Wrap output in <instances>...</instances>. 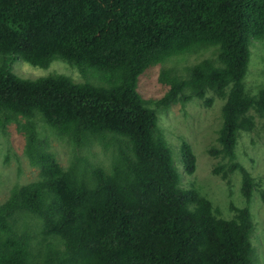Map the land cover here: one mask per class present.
<instances>
[{"label": "trees", "instance_id": "1", "mask_svg": "<svg viewBox=\"0 0 264 264\" xmlns=\"http://www.w3.org/2000/svg\"><path fill=\"white\" fill-rule=\"evenodd\" d=\"M261 39L264 0H0V129L10 115L27 120L25 155L40 177L0 204V264H252L255 184L235 148L240 133L254 129L249 113L264 118V86L251 95L244 84L250 44ZM206 47L216 49L214 60L202 59L185 77L161 70L165 93L153 106L144 102L137 82L150 66ZM9 57L39 68L59 60L107 76V85L22 79L7 70ZM207 93L223 100L219 148L210 154L226 163L213 173L228 186L230 174L241 176L245 205L231 206L230 220L180 187L158 127V109ZM36 115L76 148L99 143L109 171L78 157L62 169L37 137ZM180 155L191 175L195 157L185 142ZM20 212L58 243L34 254L36 236L19 230Z\"/></svg>", "mask_w": 264, "mask_h": 264}, {"label": "rangeland", "instance_id": "2", "mask_svg": "<svg viewBox=\"0 0 264 264\" xmlns=\"http://www.w3.org/2000/svg\"><path fill=\"white\" fill-rule=\"evenodd\" d=\"M216 49L206 47L197 51L173 57L162 64L150 66L138 79L137 92L148 106L159 99L166 88L158 83V74L163 69H174L178 75L185 77L186 70L202 59L216 58ZM7 70L26 80H35L50 76H63L73 83H88L93 86L107 85V76L89 69H77L66 63L54 60L46 68L31 66L18 58H7ZM245 90L255 95L264 86V39L250 44V61L244 79ZM211 100L210 105L206 102ZM223 100L207 93L204 99H192L186 103L179 101L166 109L156 111L158 127L172 153L175 167L180 174V187L194 190L207 199L220 218L230 220L234 212L230 209L245 205L240 195L241 176L238 172L230 174L228 186L225 180L213 173V170L226 163V160L213 157L210 150H217V132L221 126V108ZM254 120L251 132H241L235 148V161L252 177L255 189L249 204L253 231L252 264H264V118L253 112L249 113ZM10 120L0 129V204L6 201L13 187H20L39 180V170L30 165L25 155V134L22 129L27 122L19 116H9ZM37 137L44 142L54 155L62 169H66L74 158H82L89 164L99 166L106 172L110 168V154L101 145L91 140L87 146L76 148L69 138L57 135L49 128L40 116L30 120ZM182 142L189 145L195 157V170L186 174L180 155ZM19 230L25 229L35 234L32 240V251L39 252L46 242L58 243L57 239L44 240L39 235L40 221L37 217L20 212L15 215Z\"/></svg>", "mask_w": 264, "mask_h": 264}]
</instances>
